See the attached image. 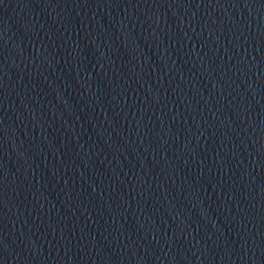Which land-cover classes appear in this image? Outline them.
<instances>
[{
	"label": "water",
	"instance_id": "water-1",
	"mask_svg": "<svg viewBox=\"0 0 264 264\" xmlns=\"http://www.w3.org/2000/svg\"><path fill=\"white\" fill-rule=\"evenodd\" d=\"M0 264H264V0H0Z\"/></svg>",
	"mask_w": 264,
	"mask_h": 264
}]
</instances>
